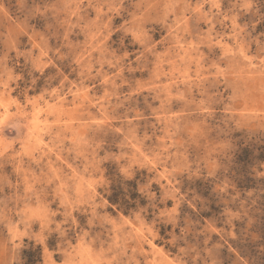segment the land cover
Segmentation results:
<instances>
[{"label": "rangeland", "instance_id": "374dc122", "mask_svg": "<svg viewBox=\"0 0 264 264\" xmlns=\"http://www.w3.org/2000/svg\"><path fill=\"white\" fill-rule=\"evenodd\" d=\"M0 264H264V0H0Z\"/></svg>", "mask_w": 264, "mask_h": 264}]
</instances>
